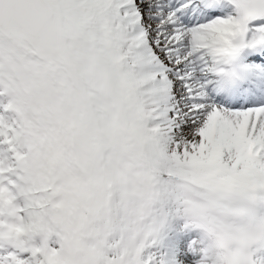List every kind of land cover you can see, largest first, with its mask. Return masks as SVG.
I'll return each mask as SVG.
<instances>
[{"label": "snow or ice", "instance_id": "obj_1", "mask_svg": "<svg viewBox=\"0 0 264 264\" xmlns=\"http://www.w3.org/2000/svg\"><path fill=\"white\" fill-rule=\"evenodd\" d=\"M0 264H264V0H0Z\"/></svg>", "mask_w": 264, "mask_h": 264}]
</instances>
